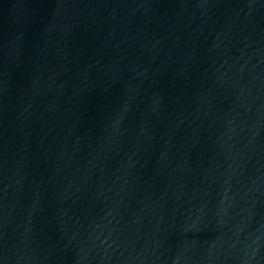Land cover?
<instances>
[{
	"label": "water",
	"instance_id": "1",
	"mask_svg": "<svg viewBox=\"0 0 264 264\" xmlns=\"http://www.w3.org/2000/svg\"><path fill=\"white\" fill-rule=\"evenodd\" d=\"M0 264H264V0H0Z\"/></svg>",
	"mask_w": 264,
	"mask_h": 264
}]
</instances>
